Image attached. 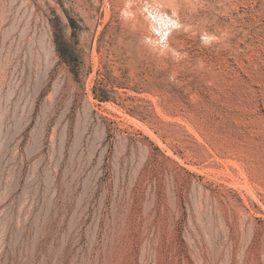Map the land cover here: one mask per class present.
<instances>
[{
	"label": "rangeland",
	"instance_id": "1",
	"mask_svg": "<svg viewBox=\"0 0 264 264\" xmlns=\"http://www.w3.org/2000/svg\"><path fill=\"white\" fill-rule=\"evenodd\" d=\"M0 264H264V0H0Z\"/></svg>",
	"mask_w": 264,
	"mask_h": 264
}]
</instances>
